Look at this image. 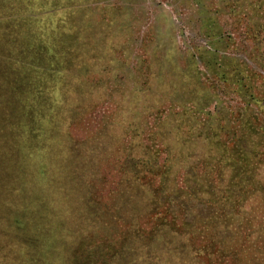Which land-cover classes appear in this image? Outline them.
I'll return each instance as SVG.
<instances>
[{
    "label": "rangeland",
    "instance_id": "1",
    "mask_svg": "<svg viewBox=\"0 0 264 264\" xmlns=\"http://www.w3.org/2000/svg\"><path fill=\"white\" fill-rule=\"evenodd\" d=\"M59 2L88 67L32 93L1 76L0 264H264L260 186L231 224L207 209L213 173L235 192L230 161L255 148L264 183V138L236 142L264 132V0ZM155 158L193 196L153 203L137 178Z\"/></svg>",
    "mask_w": 264,
    "mask_h": 264
},
{
    "label": "trees",
    "instance_id": "2",
    "mask_svg": "<svg viewBox=\"0 0 264 264\" xmlns=\"http://www.w3.org/2000/svg\"><path fill=\"white\" fill-rule=\"evenodd\" d=\"M59 3V0H0V81L2 76L4 82L9 85L25 84L30 93L39 89L41 91L54 89L58 84L65 85L64 83L71 77L70 75L75 68L81 67L80 65H87L84 60L89 52L85 49L87 37L76 35L73 28L75 25L72 22L77 16L76 10L71 6H60ZM76 84L79 83L76 81ZM24 97L34 96L24 95ZM47 99L50 100L48 97ZM14 100H16L14 103L19 105L26 102L22 98L19 100L13 98L7 103H13ZM25 116L27 119H32L36 114L29 113ZM53 118L50 117L48 120ZM219 125L220 131L227 127L221 123ZM208 126L209 124L205 123L204 127L210 130ZM244 129L246 131H243L244 133L239 137L236 138L234 134L237 145L254 136L260 139L264 138V132L260 130L261 127L252 121L247 123ZM229 144H221L225 153L231 149L232 151L237 150L235 143L232 147ZM145 148L150 149L149 145H145ZM252 150L253 158L251 157L250 160L242 156L230 159V165L237 168L231 177V181H228L234 184L235 192L220 189L217 185V175L214 173L213 177L208 175L211 187H207L211 190L212 196V200L207 204L208 220L216 219L222 223L231 224L237 218L236 216L241 214L240 202H243L244 197L251 194V191L256 192L255 186H260L259 191L264 200V183L257 180L254 172L252 174L249 171L256 170V167L261 164L262 159L259 156L262 155L261 151L263 150L261 148H255V152L254 149ZM154 162L153 170L150 173L147 170H141L142 175L137 178L138 184L141 187L146 186L145 189L151 192L153 203L155 201L158 203L160 199H167L169 191L171 194L177 191L175 194L193 196L194 187L190 190L180 187L174 188L175 185L170 188L164 187L159 182V178H168L165 176L169 172L167 165L157 158L154 159ZM248 168L251 169L248 170ZM192 175L199 183L207 182L206 175L199 171L192 173ZM250 183L253 187L249 185ZM204 192L209 194L206 190ZM212 194H216L217 197ZM203 201L207 202L205 199ZM211 206L214 207L211 208Z\"/></svg>",
    "mask_w": 264,
    "mask_h": 264
}]
</instances>
